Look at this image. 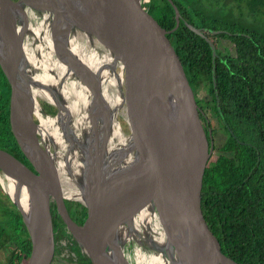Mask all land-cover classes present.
<instances>
[{"label":"water","instance_id":"water-1","mask_svg":"<svg viewBox=\"0 0 264 264\" xmlns=\"http://www.w3.org/2000/svg\"><path fill=\"white\" fill-rule=\"evenodd\" d=\"M169 1L176 14L172 31L151 0H0V66L11 86L10 127L20 151L0 149V187L29 233L27 264L53 261L52 198L90 264H130L119 236L123 232L147 249L152 264H238L222 252L202 210L214 143L170 38L182 18ZM32 13L41 18L55 55L90 99L92 128L78 140L84 169L76 181L87 208L84 223L66 210L58 149H51L36 122L35 90L42 85L55 90L33 79L23 55ZM187 26L210 43L216 56L210 39ZM77 36L81 51L73 48ZM18 59L27 68L20 69ZM56 109L53 118L61 121L60 104ZM114 123L123 139L112 146Z\"/></svg>","mask_w":264,"mask_h":264},{"label":"trees","instance_id":"trees-1","mask_svg":"<svg viewBox=\"0 0 264 264\" xmlns=\"http://www.w3.org/2000/svg\"><path fill=\"white\" fill-rule=\"evenodd\" d=\"M173 1L185 20L181 19L179 28L172 32L171 41L198 104L203 102L205 113L211 111L217 116L218 130L226 136L219 149L215 145L219 154L213 155L205 172L202 210L226 256L238 264H264V27L256 25L252 31L239 25L208 29V19L196 9L190 11L188 0H185L188 7L183 0ZM255 4L256 17L264 16V0H256ZM150 5L164 27L174 30L176 14L172 4L152 0ZM223 23L213 21L214 25ZM187 24L211 32L203 34L215 46L216 56L210 43ZM221 39L230 41L233 51L227 52V47L226 52L221 51L218 48ZM201 117L207 134L211 131L215 139L217 129L206 124L204 115ZM15 145L5 103L0 105V149L11 148L9 152L13 153ZM0 216V253L8 251L3 263L27 264L31 251L29 233L19 211L2 189Z\"/></svg>","mask_w":264,"mask_h":264},{"label":"bare ground","instance_id":"bare-ground-1","mask_svg":"<svg viewBox=\"0 0 264 264\" xmlns=\"http://www.w3.org/2000/svg\"><path fill=\"white\" fill-rule=\"evenodd\" d=\"M29 19L32 22L28 24L26 33H23V51L26 63L29 65L35 81L42 82L55 90L58 95V105L60 104L62 108V118L59 121L51 116L43 115L39 104L36 106V115L41 124L40 133L47 143L54 144L58 149V171L61 183L76 189L74 183L76 184L84 169L78 140L82 141L84 134H87L92 128L88 113L90 99L84 95L81 83L55 55L49 37L41 31L43 26L41 18L36 13H32ZM79 39V36L74 38L79 45L74 42L73 48L81 51L83 45ZM35 91L38 103L39 98L50 103L55 102L50 95L51 92L47 89L38 88ZM51 108L53 107L51 106ZM118 126V123H114L110 140L112 146L123 139V134ZM69 137L73 140H68ZM1 177L4 185L8 187V180L4 175ZM9 188L8 190L11 191L12 189ZM135 222L136 226L139 227L138 218L135 219ZM145 250L147 249L145 248ZM135 255L137 259L139 258L137 264L139 261L142 262L141 264H152L148 252L146 256H142L141 251L137 250Z\"/></svg>","mask_w":264,"mask_h":264},{"label":"flooded vegetation","instance_id":"flooded-vegetation-1","mask_svg":"<svg viewBox=\"0 0 264 264\" xmlns=\"http://www.w3.org/2000/svg\"><path fill=\"white\" fill-rule=\"evenodd\" d=\"M13 1H17V0H13ZM167 1H169V0H167ZM181 18H182V20L184 19L182 16H181ZM199 29L202 33H208V34L211 33L202 26H200ZM216 32H218V31H216ZM216 32H214V33H216ZM23 55H24V53H23ZM17 61H18L17 62L18 67L20 69H22L23 67L27 68L25 62L23 64L21 59H18ZM40 89H45L44 85H42L40 87ZM50 95L53 97L55 102L50 103L47 100H43V99L39 98V106H40V109H41L43 115H45V116L51 115L53 117L58 112V110L56 108H57L59 102H58V95L56 92L55 93L51 92ZM0 96H1V98H0L1 107L5 106V103H6V107H7L8 112H9V125H10L11 86H10L1 66H0ZM7 98H8V101H6ZM196 99H197V97H196ZM51 106L53 108H51ZM199 107H200L202 115H204V117L206 119V121H205L206 124L209 125L210 119H209L208 115L205 113L204 109H202L203 108V102L200 103ZM44 113H46V114H44ZM210 113H213V112L210 111ZM36 122H38V123L40 122L37 115H36ZM203 123H204V120H203ZM10 131H11V127H10ZM209 131H210V129H209ZM13 138H14V136H13ZM212 140L214 143V152L212 154V157H213V155L215 154V142H214L215 139H212ZM9 143H10V145L13 146V142H10V140H9ZM15 143H16V140H15ZM15 146H16V148H15ZM15 146H14V148H15L14 152L12 154L16 155V154H19L20 151L18 152L19 148L17 146V143ZM54 147H55V145L51 144L52 150ZM1 149L9 152L11 148L10 149L1 148ZM74 185H75L76 189H73L69 185L64 186L61 183V188H62L61 194H62V196H64L63 201L65 204L66 210H67L68 214L71 216V218L80 222V223H84L86 221V218H87V208H86L84 202L82 201V199L80 198V196L82 195L81 189H78V187L75 183H74ZM51 209H52L54 234H55V255H54V258H53V261L51 264H86V263L90 264L88 257L86 256V258H85V256H83L85 253L83 252V250L81 249L79 244L76 242V240L73 238V236L68 232L65 224L63 223V220L58 215L57 202L53 198L51 200ZM119 236L122 237V242L124 245V253H125L126 257L128 258V260L132 261V252L131 251H134V253L136 254V251L139 250V251H141L142 256L147 255V251L145 250V247L136 243L134 241V239L129 234H127L126 232H123V234L120 233ZM75 245L77 246V248ZM73 246H74V249H73ZM137 260L138 259L136 257L135 258L136 264H137ZM133 264H134V262H133Z\"/></svg>","mask_w":264,"mask_h":264},{"label":"rangeland","instance_id":"rangeland-1","mask_svg":"<svg viewBox=\"0 0 264 264\" xmlns=\"http://www.w3.org/2000/svg\"><path fill=\"white\" fill-rule=\"evenodd\" d=\"M181 2V0H179ZM178 1V2H179ZM191 4V7L185 2ZM183 0V4L188 7L190 11L191 8L194 10L196 9L204 18L208 19V24L206 25L208 29L216 28V27H223V28H233L237 25L245 26L246 28H250V30H256V25L258 27H264V16L259 15L256 17V0ZM188 5V6H187ZM224 21V23L220 26L214 25L213 21ZM260 25V26H259ZM221 31V30H219ZM233 44L225 39L220 40L219 49L223 52H226V47L228 48L227 52L233 51ZM51 88V87H50ZM200 94H198V98ZM207 115L210 119L211 126L217 129L216 133H214V142L219 149L223 142L225 141L226 136L224 135L223 131L218 130L219 128V119L214 113L207 112ZM39 119V118H38ZM121 120V119H120ZM122 121V120H121ZM43 123V122H42ZM45 123V121H44ZM12 142V140H10ZM215 154L218 155L219 152L215 150ZM1 217V216H0ZM136 248V247H135ZM132 249V248H131ZM132 252V261L134 264L136 256L134 255V251ZM8 251H2L0 253V264L3 263L6 259ZM139 257V256H138ZM139 260V258H138ZM130 264H133L131 260H128ZM141 264L142 262H138Z\"/></svg>","mask_w":264,"mask_h":264}]
</instances>
